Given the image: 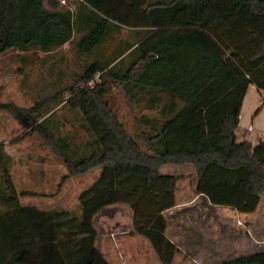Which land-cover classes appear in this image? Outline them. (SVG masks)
<instances>
[{
	"label": "trees",
	"instance_id": "obj_1",
	"mask_svg": "<svg viewBox=\"0 0 264 264\" xmlns=\"http://www.w3.org/2000/svg\"><path fill=\"white\" fill-rule=\"evenodd\" d=\"M195 1L148 0L141 11L149 26L118 42L109 59L87 63L68 97H52L80 113L91 133L80 152L53 119L51 99L29 108L0 103L15 114L25 110L29 127L67 166L63 180L101 167L80 192L79 212L40 209L22 203L12 155L0 141V264H111L94 220L118 203L132 208L134 231L149 238L162 263L173 264L180 249L166 235L165 211L176 204L178 176L163 173L166 164L193 165L196 190L212 203L257 209L264 194V139L237 142L236 130L249 84L264 91V0H242L207 25H175L177 13ZM77 23L87 26L77 45L88 54L123 28L84 0L76 10L61 8L60 0H0V54L51 51L72 39ZM115 85L132 97L148 91L149 108L168 93L175 112L156 131H141L139 140L112 108ZM219 264H264V248Z\"/></svg>",
	"mask_w": 264,
	"mask_h": 264
},
{
	"label": "rangeland",
	"instance_id": "obj_2",
	"mask_svg": "<svg viewBox=\"0 0 264 264\" xmlns=\"http://www.w3.org/2000/svg\"><path fill=\"white\" fill-rule=\"evenodd\" d=\"M81 0H60L61 8L78 9ZM90 6L122 24L120 31H113L108 39L93 53H83L79 50L77 41L87 30L86 24L77 23L73 37L65 44L44 52L37 47L27 50L11 48L0 54V103L13 102L21 108H29L44 99L50 100L47 106H52L57 115L53 117L61 125V133L68 135L80 152L84 144L92 137L83 125L80 113L74 112L69 107L56 104L52 99L66 95L69 96L68 87L75 82L77 75L84 66L95 60L109 59L112 51L120 41L134 39L133 30L149 26L146 14L141 7L148 0H84ZM199 1V2H198ZM242 0H196L190 7L177 13L175 25L200 24L207 25L209 19L213 20L219 13L232 10L239 6ZM46 6L50 4L46 1ZM193 7V8H192ZM192 8V9H190ZM192 14V15H191ZM191 15V17H190ZM118 48V45H117ZM139 96L132 97L126 90L115 85L110 93L112 108L130 133L141 140L143 129L142 113L156 115L159 118L160 110L147 109L145 102L150 96L146 90L139 92ZM57 94V96H55ZM163 99L167 94L163 93ZM53 97V98H52ZM25 110L20 109L19 114L0 106V141L6 145L7 151L12 155V174L19 192L24 193L21 201L24 204L36 205L40 209L65 208L73 212L80 211V192L90 186L101 173V167L94 168L86 173L68 176V168L62 159L43 142L38 132L29 127L30 120L25 115ZM264 115V111H263ZM261 117V116H260ZM156 123V122H155ZM160 124V123H159ZM255 130L238 129V141L255 139L258 144L260 128L255 125ZM164 166L166 171L178 176V190L190 189L195 186V175H190L192 168L187 166L176 168ZM174 167V168H173ZM168 168V169H167ZM174 171V172H173ZM263 202L260 207L264 208ZM118 205V204H117ZM100 215L97 226L99 229L111 231L117 215L106 208ZM105 214H107L105 216ZM124 216H123V215ZM125 221L124 228L132 223L128 222V213H121ZM118 219V218H117ZM109 220V221H108ZM222 238L221 249L227 250L225 257L256 252L264 248V239L257 246L251 248L250 241L238 239L240 229L233 227V222L226 224ZM217 228V227H215ZM214 230V229H213ZM215 231V230H214ZM242 234V233H241ZM248 236H251L247 231ZM258 243V242H257ZM251 248V249H250ZM107 259L112 264H117L108 251L102 246ZM250 249V251H248ZM242 252V253H243ZM239 253V254H238ZM220 260H207L203 262L190 261L196 264H217ZM140 264H143L141 261ZM190 264V263H189Z\"/></svg>",
	"mask_w": 264,
	"mask_h": 264
},
{
	"label": "crops",
	"instance_id": "obj_3",
	"mask_svg": "<svg viewBox=\"0 0 264 264\" xmlns=\"http://www.w3.org/2000/svg\"><path fill=\"white\" fill-rule=\"evenodd\" d=\"M197 3L194 2V5ZM210 20L211 19H209V21ZM195 25L202 26L198 23ZM165 94H167V97L163 99V94H161L160 99H157V106L154 108H149L147 106L150 96L147 98L145 102L147 109L154 110L159 108L160 114L158 118L156 115L152 116L143 112L142 131L144 129L156 131L165 118L174 114L175 110L172 101L169 100V94ZM263 111L264 91L260 90L256 84L250 83L242 105L240 124L236 130L237 142H239L238 129L245 127L249 130L248 125L253 123H256L255 125L260 128V133L258 134L259 137H257V139H264ZM254 130L255 126L253 124V129L251 131ZM255 139L254 141L253 138L250 140L253 145H256L254 144ZM141 143L145 148V142L142 141ZM164 166H168V168H170L169 166H174L176 168L187 166L193 169L189 171L190 175H195L196 177L195 186L192 188L193 191L190 189H184L180 192L177 185L176 204L165 211V216L168 220L166 235L176 243L180 249L175 255L173 264H196L193 262L191 263L190 261H196L198 263L207 260L221 261L226 259L225 254L227 253V250L220 248V246L224 244L221 236L226 234L225 230L228 228L226 224L232 222L234 224L233 227L235 226L237 229L241 230H238V232H240L238 239L250 241L251 248L256 247V244H259L262 239H264V208L260 207L263 202V197H261L257 209L253 212H241L230 206L215 204L212 203L206 195L197 192V171L193 165L166 164ZM165 173L171 172L166 171ZM106 208H108V210L111 208V211L117 215L114 220H111L114 228L109 232L105 231L103 227L99 229L97 226V221ZM106 208L101 210L95 216L94 220L95 226L100 235L99 244L101 249L103 246L117 264H140L141 261L143 264H163L149 238L134 231L133 210L128 204H112ZM124 211L128 213V222L132 223L128 228H124V224L122 226V223L126 221L122 220L123 214L121 215V213ZM106 215L107 214H105V216ZM247 231L250 232L251 236L245 234ZM250 249L248 251H250ZM242 252L241 254H246V252ZM236 256L233 255L228 258ZM219 262L217 264H219Z\"/></svg>",
	"mask_w": 264,
	"mask_h": 264
},
{
	"label": "built area",
	"instance_id": "obj_4",
	"mask_svg": "<svg viewBox=\"0 0 264 264\" xmlns=\"http://www.w3.org/2000/svg\"><path fill=\"white\" fill-rule=\"evenodd\" d=\"M248 129H249V130H252V129H253V124H249V125H248Z\"/></svg>",
	"mask_w": 264,
	"mask_h": 264
}]
</instances>
